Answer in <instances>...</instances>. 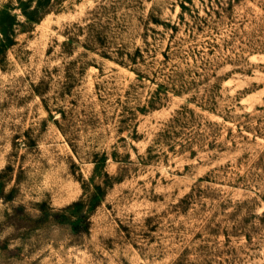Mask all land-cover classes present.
<instances>
[{
    "label": "rangeland",
    "instance_id": "rangeland-1",
    "mask_svg": "<svg viewBox=\"0 0 264 264\" xmlns=\"http://www.w3.org/2000/svg\"><path fill=\"white\" fill-rule=\"evenodd\" d=\"M0 264H264V0H0Z\"/></svg>",
    "mask_w": 264,
    "mask_h": 264
}]
</instances>
